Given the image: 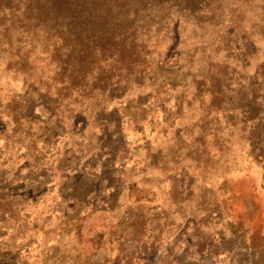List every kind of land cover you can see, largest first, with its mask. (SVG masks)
Masks as SVG:
<instances>
[{"label": "rangeland", "instance_id": "374dc122", "mask_svg": "<svg viewBox=\"0 0 264 264\" xmlns=\"http://www.w3.org/2000/svg\"><path fill=\"white\" fill-rule=\"evenodd\" d=\"M19 63L0 51V264H157L173 243L187 264H264V168L240 144L197 190L209 211L199 218L212 233L203 253L186 251L170 230L154 248L150 221L171 187L186 175L193 191L201 181L174 155L182 103L169 88L184 75L170 63L145 72L139 86L106 87L103 101L102 85L77 96L69 73L29 84ZM59 81L64 97L55 100ZM132 115L144 122L131 125ZM253 131L264 140V116ZM120 244L128 257L117 258Z\"/></svg>", "mask_w": 264, "mask_h": 264}, {"label": "trees", "instance_id": "16d2710c", "mask_svg": "<svg viewBox=\"0 0 264 264\" xmlns=\"http://www.w3.org/2000/svg\"><path fill=\"white\" fill-rule=\"evenodd\" d=\"M263 43L264 0H0V51L20 62L29 84L42 86L47 74L56 79L57 72L69 73L77 96L102 85L103 101L106 87L139 86L145 72L161 65L170 63L177 77L184 75L169 88L182 103V138L174 155L201 181L193 191L192 176L186 175L180 187H171L167 204L150 221L156 250L170 230L179 231L186 251L203 253L212 233L201 220L209 215L205 194L197 190L226 165L227 152L237 144L255 167L264 168V140L253 131L264 116ZM57 84L55 100L64 97L65 83ZM184 113L191 119L185 124ZM139 120L129 116L133 126ZM189 214L193 228L187 232ZM119 247L117 258L128 257ZM176 247L157 264H187L173 255Z\"/></svg>", "mask_w": 264, "mask_h": 264}]
</instances>
